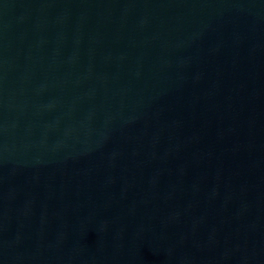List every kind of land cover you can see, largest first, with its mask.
Returning <instances> with one entry per match:
<instances>
[{
    "label": "water",
    "instance_id": "obj_1",
    "mask_svg": "<svg viewBox=\"0 0 264 264\" xmlns=\"http://www.w3.org/2000/svg\"><path fill=\"white\" fill-rule=\"evenodd\" d=\"M0 264H264V0H0Z\"/></svg>",
    "mask_w": 264,
    "mask_h": 264
}]
</instances>
